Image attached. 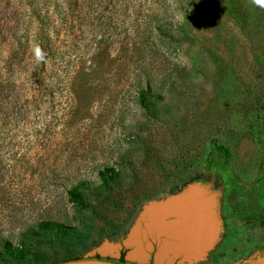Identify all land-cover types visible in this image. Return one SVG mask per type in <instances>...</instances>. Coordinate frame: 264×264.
I'll use <instances>...</instances> for the list:
<instances>
[{
  "label": "rangeland",
  "instance_id": "rangeland-1",
  "mask_svg": "<svg viewBox=\"0 0 264 264\" xmlns=\"http://www.w3.org/2000/svg\"><path fill=\"white\" fill-rule=\"evenodd\" d=\"M2 240L0 264H264V4L0 0Z\"/></svg>",
  "mask_w": 264,
  "mask_h": 264
},
{
  "label": "trees",
  "instance_id": "trees-1",
  "mask_svg": "<svg viewBox=\"0 0 264 264\" xmlns=\"http://www.w3.org/2000/svg\"><path fill=\"white\" fill-rule=\"evenodd\" d=\"M33 10V15L36 19V21L38 22V31L37 34L35 35V42H36V47L37 49L42 53V55H49L46 53L47 50L50 49L49 43H48V39H46V37L44 36V31L45 28L44 26H47L48 24L45 23V19L44 16L40 15V10L36 9L35 7H32ZM159 95L154 93L151 85L149 84V82L145 81L144 82V86L137 88L135 90V100L138 103H142L143 104V100H145L146 98H150V99H158ZM0 246L2 247V249L4 251H6V254L8 256H11V252L8 251V243L5 240H2L0 242ZM79 260H97V261H104V262H109V263H113V264H132V263H128L124 260L123 255L120 254L116 259L114 258H109V257H100L98 255H93L90 257H82V256H75V257H71L68 259H65L59 263H64V262H71V261H79ZM59 263H53V264H59ZM147 264H152L151 261H149Z\"/></svg>",
  "mask_w": 264,
  "mask_h": 264
},
{
  "label": "water",
  "instance_id": "water-1",
  "mask_svg": "<svg viewBox=\"0 0 264 264\" xmlns=\"http://www.w3.org/2000/svg\"><path fill=\"white\" fill-rule=\"evenodd\" d=\"M59 264H113V263L97 261V260H79V261L64 262Z\"/></svg>",
  "mask_w": 264,
  "mask_h": 264
},
{
  "label": "built area",
  "instance_id": "built-area-1",
  "mask_svg": "<svg viewBox=\"0 0 264 264\" xmlns=\"http://www.w3.org/2000/svg\"><path fill=\"white\" fill-rule=\"evenodd\" d=\"M203 259L205 260V258H202V259L199 258V261H203ZM186 262H187V261H186ZM186 262H185V263H186ZM188 264H191L190 261H188Z\"/></svg>",
  "mask_w": 264,
  "mask_h": 264
},
{
  "label": "snow or ice",
  "instance_id": "snow-or-ice-1",
  "mask_svg": "<svg viewBox=\"0 0 264 264\" xmlns=\"http://www.w3.org/2000/svg\"><path fill=\"white\" fill-rule=\"evenodd\" d=\"M258 3L264 4V0H258Z\"/></svg>",
  "mask_w": 264,
  "mask_h": 264
},
{
  "label": "flooded vegetation",
  "instance_id": "flooded-vegetation-1",
  "mask_svg": "<svg viewBox=\"0 0 264 264\" xmlns=\"http://www.w3.org/2000/svg\"><path fill=\"white\" fill-rule=\"evenodd\" d=\"M258 259V258H257ZM256 260V259H255Z\"/></svg>",
  "mask_w": 264,
  "mask_h": 264
}]
</instances>
